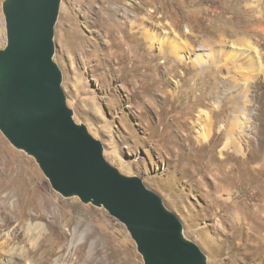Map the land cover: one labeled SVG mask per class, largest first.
I'll list each match as a JSON object with an SVG mask.
<instances>
[{
    "label": "rangeland",
    "instance_id": "374dc122",
    "mask_svg": "<svg viewBox=\"0 0 264 264\" xmlns=\"http://www.w3.org/2000/svg\"><path fill=\"white\" fill-rule=\"evenodd\" d=\"M54 42L67 106L106 160L161 197L207 264H264V0H61ZM0 224L49 264H84L92 245L98 262L146 264L123 222L56 191L1 130Z\"/></svg>",
    "mask_w": 264,
    "mask_h": 264
},
{
    "label": "water",
    "instance_id": "95a60500",
    "mask_svg": "<svg viewBox=\"0 0 264 264\" xmlns=\"http://www.w3.org/2000/svg\"><path fill=\"white\" fill-rule=\"evenodd\" d=\"M61 0H7V46L0 50V130L34 156L64 197L103 206L123 222L146 264H207L183 225L142 179L122 175L103 146L73 118L54 60Z\"/></svg>",
    "mask_w": 264,
    "mask_h": 264
},
{
    "label": "bare ground",
    "instance_id": "6f19581e",
    "mask_svg": "<svg viewBox=\"0 0 264 264\" xmlns=\"http://www.w3.org/2000/svg\"><path fill=\"white\" fill-rule=\"evenodd\" d=\"M196 60L200 65H204V64H206V62H208L202 56H196L195 61ZM25 216H26L25 214H22V215H20V217L18 219L24 220ZM29 231H31V232L34 231L32 224H30ZM38 241L39 240L37 238H34L33 236H30V238H29V242L33 248H36V246L38 245L37 244ZM83 248H84V245H79L76 248L75 254L80 255ZM4 249H8V250L4 251ZM0 250H3L5 252L6 258H8V260H6L5 262L10 261V263H11L12 259H15L18 261V264H49L48 259H46L44 257V255L40 259H36L34 257L35 252L27 251L25 249V246L12 244L11 240H9V239H5V240L0 241ZM91 250H92V253L87 254L84 264H93L94 262H96V264H105L106 259L105 260L102 259L100 262H98L100 254H99V249H97V246L92 245Z\"/></svg>",
    "mask_w": 264,
    "mask_h": 264
}]
</instances>
